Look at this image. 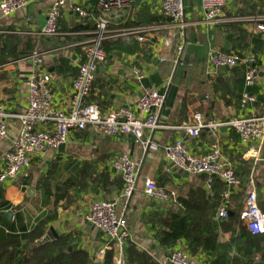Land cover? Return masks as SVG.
Returning <instances> with one entry per match:
<instances>
[{
    "label": "crops",
    "instance_id": "1",
    "mask_svg": "<svg viewBox=\"0 0 264 264\" xmlns=\"http://www.w3.org/2000/svg\"><path fill=\"white\" fill-rule=\"evenodd\" d=\"M77 1L89 15L80 18L69 9L63 10L59 19L60 33L55 37L39 33L54 0H31L28 6L9 16L0 13V105L7 113H21L28 105V82L35 69L31 57L34 51L43 53L41 69L52 75L55 104L62 107L72 93V83L82 61V44L93 36L95 22L102 13L98 0ZM185 1L189 24L183 31L170 26V20L161 10L162 0H134L130 7L107 12L112 33L104 43L108 58L100 66L89 96V101L102 112H109L119 107L135 109L145 92L156 89L166 94L160 116L165 127L152 133V142L146 151L134 136H100L87 129L73 130L64 148H49L35 156L17 182L0 186V196L5 202L0 216L11 211L12 216L5 218L15 231L30 230L39 220L49 218L44 238L53 236L51 227L58 236L71 234L76 245L89 252V264H106L107 252L113 249L106 248L107 238L84 216L94 200L118 198L124 183L110 161L118 154L127 153L140 164V179L128 202L118 200V211L126 214L130 233L124 246L126 263V252L133 246L157 264H175L170 256L180 248L187 249L199 264H209L210 253L200 251L194 255L185 241L165 247L156 236L153 218L160 213L179 212L178 199L187 196L191 187L201 186L212 194L204 176L180 169L164 171L165 146L183 139L195 154L209 150L212 141L209 129L204 128L198 137H193L179 128L184 122L194 123L193 115L198 111L206 120L252 116L261 111L264 106V35L257 32L246 17L264 14V0H228L225 12L233 21L226 26H213L204 21L201 0ZM137 25H154L156 29L148 33L143 42L118 34L124 28ZM182 40L185 46L178 54L177 45ZM214 48L227 53L256 54L260 65L258 83L246 87L244 66H212L209 53ZM138 72L143 75L141 79ZM246 91L255 101L243 106ZM8 126L10 138L0 142V169L2 157L11 147L20 123L10 117ZM219 137L225 158L243 181L242 187L232 195L230 215L241 212L247 194L253 189L259 203L264 204V150L256 160L249 150L250 145L243 144L229 127H222ZM147 178H154L172 194V204L159 206L144 194ZM5 218H1L2 221ZM262 244L264 248V238ZM102 250H105L103 258ZM114 257L115 251L109 264H115Z\"/></svg>",
    "mask_w": 264,
    "mask_h": 264
},
{
    "label": "built area",
    "instance_id": "2",
    "mask_svg": "<svg viewBox=\"0 0 264 264\" xmlns=\"http://www.w3.org/2000/svg\"><path fill=\"white\" fill-rule=\"evenodd\" d=\"M30 2L31 0H1L0 13L9 16L28 6ZM133 4L134 0H98L102 13L95 22L93 36L82 44L79 72L73 80L72 93L62 107L57 106L54 101L52 75L41 69L43 53L39 51L32 53L35 69L29 77L27 107L21 113L9 114L3 105H0V142L10 138L8 118L14 117L20 123V129L13 137L11 147L2 157L0 186L17 182L35 156L49 148H59L65 144L73 130L91 129L100 136L131 135L146 151L152 142V133L165 127L160 121V116L165 107L166 94L156 89L145 92L135 109L119 107L102 112L96 104L89 101L98 70L108 58L104 43L112 33L107 12L119 11ZM227 4L228 0H201L204 21L213 26L230 24L233 20L225 12ZM65 9L73 11L80 18L89 15L83 4L77 0H54L39 33L46 37L57 36L60 33L59 19ZM161 10L170 20L173 29L183 31L188 27L185 0H162ZM246 21L254 24L256 31L264 35V14L246 17ZM155 29L154 25H137L124 28L118 34L126 38L134 37L137 41L143 42L145 36ZM184 46V40L178 43V54H181ZM258 61L259 57L256 54L227 53L215 48L209 53V62L214 67L244 66L246 87L258 83L260 75ZM138 76L140 79L143 77L139 72ZM253 101L254 96L246 91L243 95V106ZM193 119L194 123L184 122L179 128L193 137H198L202 129H209L212 137L209 150L203 154H195L183 139H176L165 146L164 171L180 169L191 175L205 176L208 189L212 188L215 179H219L225 188L219 202L218 217L228 218L233 206L232 195L242 187L243 181L236 168L223 154L219 130L222 127L233 129L243 144L250 145V152L258 160L261 151L264 150V106L258 114L252 116L206 120L204 114L198 111L194 113ZM110 164L122 177L123 189L116 200H94L84 217L107 238L106 248L115 251V264H127L124 246L129 240L130 233L126 214L118 211V200L128 202L134 196L140 179V164L127 153L114 156ZM143 190L144 194L159 206L172 204V194L165 187L159 186L154 178L145 180ZM240 216L253 235L264 238V204L259 203L256 190L253 189L247 194ZM104 255L105 250H102V258ZM170 260L175 264H199L198 259L185 248L175 249ZM260 260L262 254L258 253L256 261Z\"/></svg>",
    "mask_w": 264,
    "mask_h": 264
},
{
    "label": "trees",
    "instance_id": "3",
    "mask_svg": "<svg viewBox=\"0 0 264 264\" xmlns=\"http://www.w3.org/2000/svg\"><path fill=\"white\" fill-rule=\"evenodd\" d=\"M224 188L219 179L212 184V194L204 187H191L187 196L178 199L179 212L160 213L153 218L156 236L165 247L185 241L194 255L200 251L210 253L209 264H264L263 237L253 235L243 225L240 212L234 210L228 218L218 217ZM4 205L1 195L0 208ZM5 216H0V264L90 263L89 252L79 248L71 234L50 236L43 241L49 218L39 220L30 230L17 232ZM259 251H263L262 260L256 262ZM113 254V250L107 252L106 264L112 261ZM126 259L128 264H157L133 246L127 250Z\"/></svg>",
    "mask_w": 264,
    "mask_h": 264
},
{
    "label": "water",
    "instance_id": "4",
    "mask_svg": "<svg viewBox=\"0 0 264 264\" xmlns=\"http://www.w3.org/2000/svg\"><path fill=\"white\" fill-rule=\"evenodd\" d=\"M136 1L138 2V1H140V0H136ZM64 146H65V145L62 144L59 148L62 149V148H64ZM7 215H8L9 217L12 216V212H11V211H8V212H7ZM50 230H51V232H52V234H53L54 237H58V232L54 229V227H51ZM47 239H48V237H47V238H44L43 241H46Z\"/></svg>",
    "mask_w": 264,
    "mask_h": 264
},
{
    "label": "rangeland",
    "instance_id": "5",
    "mask_svg": "<svg viewBox=\"0 0 264 264\" xmlns=\"http://www.w3.org/2000/svg\"><path fill=\"white\" fill-rule=\"evenodd\" d=\"M255 260H256V256H255V258H254Z\"/></svg>",
    "mask_w": 264,
    "mask_h": 264
}]
</instances>
